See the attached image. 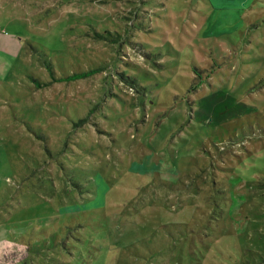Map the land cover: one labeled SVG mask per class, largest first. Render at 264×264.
Wrapping results in <instances>:
<instances>
[{
  "label": "rangeland",
  "instance_id": "374dc122",
  "mask_svg": "<svg viewBox=\"0 0 264 264\" xmlns=\"http://www.w3.org/2000/svg\"><path fill=\"white\" fill-rule=\"evenodd\" d=\"M0 264H264V0H0Z\"/></svg>",
  "mask_w": 264,
  "mask_h": 264
},
{
  "label": "trees",
  "instance_id": "16d2710c",
  "mask_svg": "<svg viewBox=\"0 0 264 264\" xmlns=\"http://www.w3.org/2000/svg\"><path fill=\"white\" fill-rule=\"evenodd\" d=\"M95 70L94 69H90V70H88V71H81V72H74V73H72V74H69V75H67V76H65L64 78L65 79H75V78H79V77H83V76H86V75H88V74H90V73H93ZM57 79H63V78H57ZM46 84V83H45ZM40 85V84H39Z\"/></svg>",
  "mask_w": 264,
  "mask_h": 264
}]
</instances>
